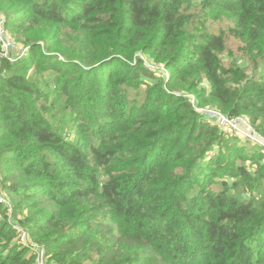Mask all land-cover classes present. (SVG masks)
Segmentation results:
<instances>
[{
	"label": "trees",
	"instance_id": "1",
	"mask_svg": "<svg viewBox=\"0 0 264 264\" xmlns=\"http://www.w3.org/2000/svg\"><path fill=\"white\" fill-rule=\"evenodd\" d=\"M189 3L0 0L6 27L29 45L22 58L35 65L16 73L1 61V183L14 213L26 212L29 239L57 264H264V191L255 198L263 184L253 186L245 164L264 156L185 96L248 114L264 134V0L198 2L206 17L231 23L249 73L222 68L224 32L189 28ZM203 79L208 90L198 89ZM49 95L68 107L75 142L45 117ZM33 259L1 220L0 264Z\"/></svg>",
	"mask_w": 264,
	"mask_h": 264
},
{
	"label": "rangeland",
	"instance_id": "2",
	"mask_svg": "<svg viewBox=\"0 0 264 264\" xmlns=\"http://www.w3.org/2000/svg\"><path fill=\"white\" fill-rule=\"evenodd\" d=\"M198 2H199V0H190V3L186 8L187 13H189L191 16L189 28H192L195 26V27H199L198 28L199 30H202L205 27L206 30L211 31V32H215V33H219L221 31L224 32L225 48L220 53V63H221L222 68L227 69V70H238V68H241L245 71L247 70V72L249 73V71H251V70H249L247 68V62H250V61H249L248 57L243 55V52H242V44L243 43L239 39L235 38L229 32V26L231 25V23L228 20H226L225 17L219 18V19H215L214 16L206 17L204 15L203 11L201 10V5H199ZM0 14H2L3 17L5 16L4 18H6V15L2 12L1 9H0ZM6 20H7V18H6ZM6 24H7V22H6ZM6 29H7V32L13 37V39L15 40V42L17 43L18 46H24L23 48H26V46H29L26 43L25 39H20V40L16 39L14 37L13 32L8 28V26L6 27ZM17 53H18L17 51L12 52V56L15 58V61L12 62V60H11L9 62L8 60H6L11 65L14 64V66H11V69H13V71H15L16 73H22V72H24V68H28V67L29 68L31 67V69L35 70V65L32 63V59L30 57H28L27 59L20 58V57H18ZM28 54H29V52H28ZM140 56L144 57L146 60L154 62L152 59H150L145 54L138 53L137 57H140ZM155 63L161 65L160 63H157V62H155ZM143 64H144V62H143ZM10 72H12V71H10ZM157 72H158V73H156L157 76L163 77L164 80L169 79V73H168L169 71L167 69H165V72L161 71V70H159ZM261 77H264V72L261 73ZM36 78H38L39 86L41 88H43V92H49V87H46L43 77H34L32 74L31 80L35 81ZM198 89L199 90H201V89L208 90L209 89L208 81L203 79L201 85L198 86ZM137 92H139V95H142L143 89L140 88L139 91H137ZM185 94H187V93H185ZM188 94H195V92H192V93L188 92ZM52 97H53L52 95H49L47 99L42 98V102L46 106H52V101H53ZM202 100H203V105H205L204 107L212 108V107H209L208 103H209L210 99L208 97L202 98ZM52 108H53V110L45 116L47 118L48 122L51 124V126L53 127V129L55 131L59 132L67 140H71V141L75 142L76 141L75 130L72 128L73 126L70 125L71 124L70 123V117L67 118V116H66V114L68 113V110H67L68 107L64 108L63 98H61V100H59L58 103H55L52 106ZM244 115L249 118L248 114L247 115L244 114ZM249 120H250V118H249ZM250 122H251V120H250ZM251 124H252V122H251ZM256 130H257V128H256ZM259 133L262 136H264V134H262L261 132H259ZM226 134H227V135H225L226 137H229L228 135H233L230 132L229 133L226 132ZM240 144H242V146H244V148L246 150L261 152L260 154L264 156V152L260 151V149L258 148L259 146L257 147L251 141H249L245 138H241ZM221 146H222V148H224L223 145H221ZM216 148L217 147H215V149ZM245 164L250 167L251 174L253 175V176L251 175L252 176L251 182H252L253 186H255V184L257 182H261L263 184V189H264V178L259 179V176L257 174L260 171V169L263 170V172H264V158L260 161H255V162L246 161ZM0 183H1V172H0ZM1 185L3 187L2 183H1ZM263 189H261L260 193H258L255 196V198H258L260 196L261 192L264 191ZM232 193H234L235 195H237V194L240 195V191H232ZM242 196L248 197L246 192H243ZM9 198H10V196H9ZM10 201H11V198H10ZM11 206H12V203H11ZM3 208H5V207L3 206ZM26 218H28L26 212H24V213L20 212V213L15 214L13 209H11V211L6 209L5 212L0 213V221L6 220L7 222H10L11 224L15 223V224L20 225V226H23ZM48 255H49V259H50L51 253L50 254L48 253ZM95 255H96L95 252L90 253L91 257H94ZM55 262H53V263H55ZM85 263H90V259H85L84 261L81 262V264H85ZM55 264H57V262ZM154 264H163V263H162V261H157Z\"/></svg>",
	"mask_w": 264,
	"mask_h": 264
},
{
	"label": "built area",
	"instance_id": "3",
	"mask_svg": "<svg viewBox=\"0 0 264 264\" xmlns=\"http://www.w3.org/2000/svg\"><path fill=\"white\" fill-rule=\"evenodd\" d=\"M18 47V48H17ZM24 46H18L13 37L7 32L6 29V18L0 14V66L2 60H12L15 58L12 56L13 51H17L18 57L22 58L29 52V46L23 48ZM144 62V66L153 69L155 71H164L163 66L156 64L155 62L146 60L144 57L140 56ZM201 85V84H200ZM199 85V86H200ZM189 99L193 108L200 114H203L209 122L216 124V126L223 132H230L239 138H245L252 143H254L260 151L264 152V136H262L256 128L251 124L249 118L243 114L237 115H227L215 108L199 107L196 98L193 94H185ZM0 205L4 206L6 209H12L11 201L8 192L2 187L0 183ZM13 229L17 233V243L28 249V251L34 256L33 264H55L50 258L46 248L43 245H39L33 240H30L28 233L20 225L12 223Z\"/></svg>",
	"mask_w": 264,
	"mask_h": 264
}]
</instances>
